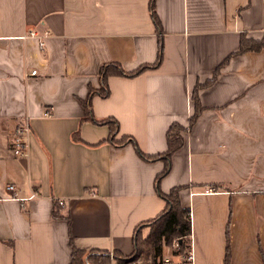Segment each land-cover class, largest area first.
<instances>
[{"label":"crops","instance_id":"crops-1","mask_svg":"<svg viewBox=\"0 0 264 264\" xmlns=\"http://www.w3.org/2000/svg\"><path fill=\"white\" fill-rule=\"evenodd\" d=\"M149 1L0 0V264H70V240L129 256L136 226L165 207L154 181L164 161L109 142L110 125L86 120L83 107L102 66L155 62ZM155 13L162 61L109 75L92 114L155 155L171 124L188 125L198 87L203 109L159 190L183 187L194 264H224L227 243L228 264H264V44L229 56L242 34L264 42V0H155ZM31 29L49 32L44 50L23 37ZM23 120L27 152L16 157L11 136Z\"/></svg>","mask_w":264,"mask_h":264},{"label":"trees","instance_id":"trees-1","mask_svg":"<svg viewBox=\"0 0 264 264\" xmlns=\"http://www.w3.org/2000/svg\"><path fill=\"white\" fill-rule=\"evenodd\" d=\"M149 12L155 27V30L158 33V52L155 62L152 65H141L137 67V69L133 71H125L118 63H107L100 68L98 78L100 80L99 89H90L88 99L84 102L83 107L85 108V119L98 124H107L110 125V133L108 141L117 146L125 145V143H131L135 152H137L139 157H142L146 161H156V159H161L164 161V169L159 172L155 177L156 189L158 190L159 196H161L165 201V207L162 212L157 215V217L153 219H149L147 221H143L138 224L134 230L133 234V251L129 254V256H121L116 252H109L106 250H80L72 244V240H70L71 245V254H70V264H109L114 259L118 260L121 264H124L130 258H145L146 254L151 255L155 260L161 255L162 246L172 247L173 242L176 241L177 249L174 253L176 254H185L191 245L190 241V211L188 207H182L180 203V198L178 196L180 190L183 188L173 187L168 193H163L159 190V180L165 176L170 170V157L172 153L175 152L178 148L183 145L184 138L182 133L185 132L191 125L196 121L195 119L199 116V113L202 111L203 107L199 104L198 101V87H196L194 93L192 94V101L194 105V113L188 119V125L183 127L178 123H173L170 125V128L166 132V142L167 147L165 152L157 153L155 155H147L141 150H139L135 139L131 136L124 135L120 140L115 139V135L118 133V122L114 119H96L92 114V108L90 106L91 99L93 95L98 94L101 97H107L109 94L108 88V76L109 75H117V76H126V77H135L139 73L143 72L146 69L155 67L159 65L162 61V45H161V28L159 18L155 13V0L149 1ZM240 46L236 52H233L231 55H239L243 54V52L248 50H258L264 44L263 41H255L250 38L245 37L244 34L240 37ZM228 56V57H229ZM227 57V59H228ZM227 59L223 62L225 63ZM221 63L213 72L214 76L207 83H211L215 76L217 75V71L220 69ZM206 83V84H207ZM220 186H214V189H217ZM156 223V225L154 224ZM148 225L153 226V231L146 237L139 238L140 232L143 228ZM145 246L144 248H142ZM146 248V249H145ZM146 253V254H145ZM224 264L229 263V244L227 243L225 252H224Z\"/></svg>","mask_w":264,"mask_h":264},{"label":"built area","instance_id":"built-area-1","mask_svg":"<svg viewBox=\"0 0 264 264\" xmlns=\"http://www.w3.org/2000/svg\"><path fill=\"white\" fill-rule=\"evenodd\" d=\"M49 32L47 30L43 32H38L34 29H31L28 31L23 37H33L37 39L38 47L41 50H44L46 38L48 37ZM35 74V70H32L31 75ZM30 132V126L27 124L26 120H23L18 123L17 127L12 133L11 136V150L12 154L16 157L24 156L27 152V146H28V140L27 136ZM6 190L12 194V197H16L15 193V186L12 184H7ZM31 197H34V194L31 195ZM22 200V199H21ZM58 205L63 206L64 201L59 200ZM190 241H191V233L189 235ZM177 243L176 241L173 242L172 249L175 252L177 249ZM124 264H194V256L192 251V241L189 249L186 251L185 254H176L174 253L173 256H161L159 259L154 258H130L127 260Z\"/></svg>","mask_w":264,"mask_h":264},{"label":"rangeland","instance_id":"rangeland-1","mask_svg":"<svg viewBox=\"0 0 264 264\" xmlns=\"http://www.w3.org/2000/svg\"><path fill=\"white\" fill-rule=\"evenodd\" d=\"M183 207V206H182ZM155 225H156V223H154ZM155 225H150V226H148V225H146L144 228H143V230L140 232V235H139V238H144V237H146V236H148L152 231H153V229H154V227L153 226H155ZM145 246H143L142 248H144ZM146 249V248H145ZM146 254V253H145ZM174 255V251H173V249H172V247H167V246H162V251H161V255H159V257H161V256H169V257H171V256H173ZM144 257H147V258H153V257H151V255H145ZM159 257L157 258V259H159Z\"/></svg>","mask_w":264,"mask_h":264}]
</instances>
